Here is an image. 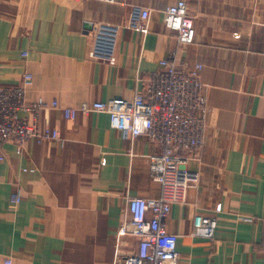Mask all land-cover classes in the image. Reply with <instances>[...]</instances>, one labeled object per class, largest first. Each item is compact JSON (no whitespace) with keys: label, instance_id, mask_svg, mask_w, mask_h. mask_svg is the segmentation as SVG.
<instances>
[{"label":"crops","instance_id":"1","mask_svg":"<svg viewBox=\"0 0 264 264\" xmlns=\"http://www.w3.org/2000/svg\"><path fill=\"white\" fill-rule=\"evenodd\" d=\"M176 1L0 0V87L30 71L27 98L45 102L40 131L58 132L20 151L2 144L0 264H120V240L136 249V237L121 239L119 227L130 197L161 196L147 160L160 147L125 137L105 112L67 118L64 109L129 106L147 73L172 55L179 68L203 65L209 106L200 159L186 165L198 182L166 221L180 264H263L264 0H186L196 37L185 46L164 23ZM136 7L152 11L149 31L124 26L114 64L96 60L88 22L125 25ZM198 215L217 218L213 237L192 234Z\"/></svg>","mask_w":264,"mask_h":264},{"label":"built area","instance_id":"2","mask_svg":"<svg viewBox=\"0 0 264 264\" xmlns=\"http://www.w3.org/2000/svg\"><path fill=\"white\" fill-rule=\"evenodd\" d=\"M151 14L148 8L136 7L125 25L88 22L85 28L92 36L94 58L113 65L121 29L126 26L145 34L149 31ZM164 23L177 34L179 46L194 42L196 28L186 0H178L165 8ZM202 68V64H197L192 70L179 68L172 55L162 59L158 69L147 73L142 79V89L129 106L118 107L113 103L94 101L85 102L78 108L64 109L67 118H74L79 111L105 112L111 128L125 137L135 139L144 136L160 147V152L148 155L147 160L154 179L161 185V196L128 199L119 236L121 239L134 236L138 244L135 250H125V240H120L117 249L120 264H180L178 235L167 230L166 221L172 205L185 202L189 188L199 179L198 172L186 165L200 159L206 140L209 106L201 77ZM32 81L33 74L26 71L17 85L0 87V169L6 159L2 147L4 142H14L20 151L32 138L38 141L57 138L56 130L40 131L39 121L45 102L27 98ZM53 105L59 106L57 101ZM12 197L20 201V190ZM239 219L254 221V218L243 215ZM217 225L215 216L198 215L192 234L211 238ZM6 263L11 264L12 260L6 259Z\"/></svg>","mask_w":264,"mask_h":264}]
</instances>
